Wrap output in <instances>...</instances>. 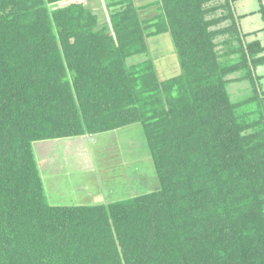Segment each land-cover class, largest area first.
Wrapping results in <instances>:
<instances>
[{
    "label": "trees",
    "instance_id": "trees-1",
    "mask_svg": "<svg viewBox=\"0 0 264 264\" xmlns=\"http://www.w3.org/2000/svg\"><path fill=\"white\" fill-rule=\"evenodd\" d=\"M91 1L0 0V264H264V113L240 112L259 100L264 47L241 33L240 0L104 1V24ZM130 127L153 191L48 203L37 145Z\"/></svg>",
    "mask_w": 264,
    "mask_h": 264
},
{
    "label": "rangeland",
    "instance_id": "rangeland-1",
    "mask_svg": "<svg viewBox=\"0 0 264 264\" xmlns=\"http://www.w3.org/2000/svg\"><path fill=\"white\" fill-rule=\"evenodd\" d=\"M104 1L110 2L112 0H92L89 3V7L99 17L100 24H104L108 16ZM243 2L250 5L249 10L260 8L258 0H243ZM153 14V10H148L143 17L149 18ZM226 25L223 24L221 27ZM151 46L152 56L156 60L160 74L163 77H167L170 73L174 75L172 59L162 53L164 52V44H151ZM167 47L169 48L168 44ZM170 52L171 50L166 53L170 54ZM142 60L135 58L131 62L137 64ZM262 83L264 84V82ZM250 89V84L243 82L230 85L227 92L232 103L238 104L250 98ZM259 93L258 101L261 102L262 100L264 104L261 91ZM258 101L257 104L250 107L241 108L240 112L252 108L264 113V106H260ZM138 130L140 128L130 127L111 136L108 140L107 137L100 136L96 137L95 140L88 138L86 141L80 139L48 144L41 150L39 146L35 147L46 183L48 203L59 207L109 205L127 202L153 191L154 184L157 185L155 173ZM50 152L52 154H49ZM88 153L90 159L94 161L91 162L94 171L93 173L87 172L86 175V172H81L78 166L80 161L85 159L84 155ZM45 154H48L47 158ZM87 158L89 159V157ZM75 169L77 173H75ZM69 170H74V172L70 174ZM85 179L91 181L87 188L85 184L82 185Z\"/></svg>",
    "mask_w": 264,
    "mask_h": 264
},
{
    "label": "crops",
    "instance_id": "crops-1",
    "mask_svg": "<svg viewBox=\"0 0 264 264\" xmlns=\"http://www.w3.org/2000/svg\"><path fill=\"white\" fill-rule=\"evenodd\" d=\"M140 1L142 2L144 0H140ZM258 2L260 5L259 9L249 10L250 5L248 3H244L243 0H240L234 5V14H235L236 19L238 20V24H239V28H240L241 33L247 38L246 41L248 43H253V42L258 41L264 47V17L261 14L262 13L261 7L264 8V0H261V1L258 0ZM240 10H243V12H240ZM255 76L258 79L259 91H261V93H262L261 95L264 96V88H263L264 84L262 83V82H264V66L258 67L256 69ZM262 85H263V87H262ZM84 141H86V140L84 139ZM54 143H59V142H54ZM54 143H43V144L37 145L36 147L39 146L40 150H41V148H43L44 146H46L48 144H54ZM49 154H52V153L50 152ZM80 156H82V154H80ZM86 156L89 157V159H90L89 153L85 154L84 155L85 159L83 161H80V165L78 166V169L81 172H86V175H87V172H93L94 167L91 164L92 159L89 160ZM45 157L47 158L48 154L47 155L45 154ZM37 158H38V156H37ZM80 160H82V159H80ZM38 161L40 164L39 159H38ZM68 172L70 174H72L74 172V170H69ZM75 173H77L76 169H75ZM92 184H94V182H92ZM82 185H84V184L82 183ZM85 187L87 188L88 186L85 185ZM102 194H103V192H102Z\"/></svg>",
    "mask_w": 264,
    "mask_h": 264
}]
</instances>
